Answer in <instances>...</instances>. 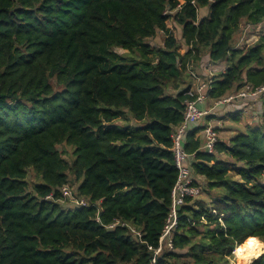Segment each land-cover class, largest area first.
<instances>
[{
	"label": "trees",
	"instance_id": "1",
	"mask_svg": "<svg viewBox=\"0 0 264 264\" xmlns=\"http://www.w3.org/2000/svg\"><path fill=\"white\" fill-rule=\"evenodd\" d=\"M261 25L264 0H0V264H231L247 239L264 243V133L247 127L208 155L204 118L182 148L193 184L218 196L187 198L172 249L148 250L178 175L171 135L195 100L188 67L225 65L206 79L214 102L264 86V31L237 42ZM64 186L97 208L63 206Z\"/></svg>",
	"mask_w": 264,
	"mask_h": 264
},
{
	"label": "built area",
	"instance_id": "2",
	"mask_svg": "<svg viewBox=\"0 0 264 264\" xmlns=\"http://www.w3.org/2000/svg\"><path fill=\"white\" fill-rule=\"evenodd\" d=\"M211 67V65L207 66ZM206 69V68H205ZM226 69V67L222 68V72ZM221 69L219 70V72ZM209 72L216 73V69L210 68ZM191 75L196 88H193V92L190 90L189 95L195 96V100L188 101L186 104V109L184 112L183 120L176 129L174 133L171 135V148L175 168L177 170V179L170 193V210L165 220V224L162 230L161 237L158 242L157 248L148 247L149 251L153 252V258L157 257L162 250L166 247L167 249H172L173 247V236L178 227V218H179V210L184 206L185 200L187 198L195 199L199 197L201 194V189L193 184V180L191 177L192 168L190 166L191 158L194 157V154L186 153L182 146L183 140L186 133L189 131L190 125L198 122L201 119L206 118L211 115L210 111L202 110L200 105H202L207 99V88L210 86V82H206V79H210L211 77H207L202 80L191 70L188 71ZM209 84V85H208ZM210 88V87H209ZM262 93H264V86L252 89L250 86H245L244 89L231 93L227 98L221 99L215 102V105L221 104H229L233 102H243L245 100L251 99L254 102ZM203 138L204 142L201 146V151H204L208 155L215 153V146L218 141L217 132L209 125L205 126L203 129ZM61 197L64 200H67L71 206L76 208H97L98 205H94L86 199L77 198L71 188L69 186H64L61 189ZM96 222H99L98 214L96 217ZM117 225L124 226V223H119V221H115L113 224L109 225L108 229H113Z\"/></svg>",
	"mask_w": 264,
	"mask_h": 264
},
{
	"label": "rangeland",
	"instance_id": "3",
	"mask_svg": "<svg viewBox=\"0 0 264 264\" xmlns=\"http://www.w3.org/2000/svg\"><path fill=\"white\" fill-rule=\"evenodd\" d=\"M199 17H201V16L199 15ZM166 27L169 30L173 31L174 35L178 36V31L173 27L172 20H169L167 22ZM263 31H264V25L259 26L258 30H253V31L247 30L245 33L243 32L244 36L239 35L237 37V42L239 43V39L243 38V43H244L243 45H251L259 38V36L263 33ZM148 41H149V44H151L153 47L160 48V47H162V34L158 32L154 38L149 39ZM183 51H184L183 48H181L180 52L183 53ZM115 52L119 55L127 53V51H124L121 49H116ZM209 65L214 66L210 63L208 64L207 57H202L201 60L197 64H193L192 66L188 67V71L189 70L193 71L199 77V79L204 80L208 76L212 77L213 75L216 74L213 72H209V70L211 68V67H207ZM217 67H219V65H217ZM224 67H225V65H224ZM222 68L223 67L217 68L216 72L219 71L220 69H221L220 72H222ZM193 88L194 89L196 88V85L194 84V82H193L192 86L190 87V90L192 91L191 93H194ZM211 103H212L211 104V108H212V107H214V101H211ZM252 103H251V105H252V107H254L258 103V101L252 102ZM251 105L244 107L245 109H242L241 113H239V112L236 113L235 111L232 110L233 104H221V105L215 106L213 111L212 112L210 111L211 115L207 116L206 120L205 121L202 120L200 123H203V122L208 123L209 122V124L212 127H216L217 122L221 121V124L216 129V131L218 133L219 141H223V142H227L228 137L229 136L231 137L232 135H234L237 132L238 133H240V132L244 133V130H245V128L247 130V127H248V129H258L260 132L264 133V125L262 126L263 122L261 121L262 119L258 120L259 118H261L262 115L258 116L256 114V111L254 110V108H249ZM263 110H264V108H263ZM210 120H213V121L210 122ZM117 124L120 125L122 123L117 122ZM57 149L60 152V154L62 155V157L65 160H67L68 162H70L73 159L72 147L60 145V146H57ZM218 158L221 159L222 161L226 162V163H229V164L235 163V161L233 159L228 158L227 156L225 157L223 154H219ZM229 176L233 180H239L238 176H236L234 172H230ZM36 180L37 179L35 178L33 171L31 169L28 170L27 181L29 183V187H31V185L34 182H36ZM198 181H199V184L201 186V187L200 186H198V187L200 189L202 188V193L199 195V197L195 198V200L202 201V202H203V200H205L206 203L209 205V203H210L209 202V196H210V194H213V198L215 196H218V195H214L215 193H217V189L211 188V190H209L208 188H205V180L200 179ZM73 182H74L73 179L71 177H69V184L72 186H75V183H73ZM66 202L67 203H64L63 206L68 207V208L71 207V205L68 203V201H66ZM199 230H202V228H200ZM234 250H233L232 257L230 258V263L231 264H245V263H241L242 262L241 258L234 254ZM263 253H264V251L260 255H262ZM256 258H254L253 260H255ZM252 261L249 263H252ZM249 263H246V264H249Z\"/></svg>",
	"mask_w": 264,
	"mask_h": 264
},
{
	"label": "crops",
	"instance_id": "4",
	"mask_svg": "<svg viewBox=\"0 0 264 264\" xmlns=\"http://www.w3.org/2000/svg\"><path fill=\"white\" fill-rule=\"evenodd\" d=\"M219 64H221L222 66L224 65L223 63H219ZM221 65H219L220 67H221ZM211 99H209V98H207L206 99V101L202 104V105H200V108L202 109V110H206V111H213V109H214V107L216 106L215 105V102H214V107H212L211 108ZM258 101V103L254 106V107H252V105H251V99H248V100H245V101H243V103H244V107H246V106H248V105H251L249 108H254V110L255 111H257L258 112V110H259V108H260V110L262 111L263 110V106H262V103H264V96L261 98L260 96L257 98V99H255L254 100V102H257ZM243 103L242 102H236V103H232L233 104V106H232V110L233 111H236V113L237 112H239V113H241V111H242V109H245L244 107H243ZM229 104H231V103H229ZM253 104V103H252ZM236 109V110H235ZM238 115V114H237ZM240 115V114H239ZM211 121H213V120H210V122ZM221 124V121L220 122H217V126L216 127H212L210 124H209V122L207 123V122H203V123H201V125L203 126V125H205V126H207V125H209V126H211L215 131H216V129L219 127V125ZM204 126V127H205ZM217 132V131H216ZM218 134V133H217ZM229 139H230V136L228 137V140H227V142L229 141ZM199 179H202V178H199Z\"/></svg>",
	"mask_w": 264,
	"mask_h": 264
},
{
	"label": "bare ground",
	"instance_id": "5",
	"mask_svg": "<svg viewBox=\"0 0 264 264\" xmlns=\"http://www.w3.org/2000/svg\"><path fill=\"white\" fill-rule=\"evenodd\" d=\"M256 240L257 243L261 244L262 246L257 247L256 244H250L249 241ZM264 251V243L259 241L257 238H249L247 241L236 247L234 250V254L241 258V263H249L258 255H260ZM250 264V263H249Z\"/></svg>",
	"mask_w": 264,
	"mask_h": 264
},
{
	"label": "clouds",
	"instance_id": "6",
	"mask_svg": "<svg viewBox=\"0 0 264 264\" xmlns=\"http://www.w3.org/2000/svg\"><path fill=\"white\" fill-rule=\"evenodd\" d=\"M250 244H256L257 247H260L262 246L261 244L257 243L256 240H253V241H249Z\"/></svg>",
	"mask_w": 264,
	"mask_h": 264
},
{
	"label": "water",
	"instance_id": "7",
	"mask_svg": "<svg viewBox=\"0 0 264 264\" xmlns=\"http://www.w3.org/2000/svg\"><path fill=\"white\" fill-rule=\"evenodd\" d=\"M259 256H260V255H259ZM259 256H258V257H259ZM258 257H257V258H258ZM250 264H251V263H250Z\"/></svg>",
	"mask_w": 264,
	"mask_h": 264
}]
</instances>
